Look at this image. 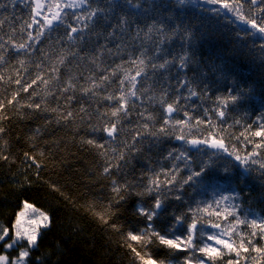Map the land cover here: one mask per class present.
Wrapping results in <instances>:
<instances>
[{
  "label": "snow or ice",
  "instance_id": "snow-or-ice-1",
  "mask_svg": "<svg viewBox=\"0 0 264 264\" xmlns=\"http://www.w3.org/2000/svg\"><path fill=\"white\" fill-rule=\"evenodd\" d=\"M15 2V0H13ZM28 4L29 0H22ZM31 3V22H25L27 29H33V25H38L34 31H28L27 37L22 42L9 37L0 43V65L7 63L6 54L11 50L17 55V63L21 68H25V55L30 54L31 50L39 43L46 32L51 33L56 30L57 25H66L67 31L57 39L56 43L67 41L68 46L61 48L55 61L44 72H37L30 82L22 83V79L12 81L20 86L9 99L7 105H18V108L27 107L35 112H50L55 114V124H63L67 127L69 122H75L78 117L81 124L85 120H91L92 113L89 111L90 105L86 107V99L91 100L100 95L98 89L109 82L117 71H124L122 78H119L118 94L109 93L102 99L109 102L115 101V105L100 113L97 119L107 117L102 120L101 125L88 124L90 132H103L107 138L102 143L94 137H81V143L102 149L101 155L105 157V166L102 175H111L112 170L122 168V163L129 162L130 157L136 154L150 152L153 147L159 144L161 138L173 136L178 141L183 142L189 147L172 148L163 156L164 160L172 161V168L161 167L159 171L149 169L147 183L143 190L136 192L138 196H152V203L145 206L140 203L135 208V214L146 220L147 226L140 229L138 233L129 231L127 238L144 247L153 242L171 250L187 251L191 253L199 252L203 257L197 261V264H208L211 261L215 264L216 260L228 254H235V260H228L227 264H240V260H247L248 257L243 253L256 252L264 254V246H256L255 240L259 238L264 240V215H257L251 209L242 210L241 204L236 203L240 198L237 191V182L246 184L248 182V173L252 171L250 165H258L260 175L264 177V161L257 160L255 157L261 156L264 151V111H261L253 124L247 125L245 131L241 133L247 143L253 145L252 151L241 155L233 146L229 150L227 143L222 135L215 131L209 133L205 138L189 136L183 130L190 128L188 120H172L173 113L181 110L180 101L189 100L192 97L207 96L212 84H219L221 81L227 82L235 73V60L239 56H252L253 59H260L264 64V16L259 19L256 12L251 15L244 11L245 0H104L103 4L96 0H30ZM252 6L264 5V0H250ZM211 5L212 7H205ZM65 9H81V12L73 11L72 19L75 23H67L68 13ZM264 13V6L259 8ZM211 14L214 20L208 21L212 25L218 26L223 20L226 23L239 22L246 27L236 30L234 39L230 40L232 48L225 49L212 35L211 27L201 28L205 24V15ZM231 15L234 21H228L227 17ZM116 23L108 24L113 18ZM188 16L189 20L196 19L201 22L197 27L191 23H185L182 17ZM39 17V19H36ZM176 23L173 24L172 21ZM141 21L146 23L141 24ZM108 24L106 32H97L95 28L101 23ZM2 24V21H0ZM25 26H21L20 31H25ZM117 29L119 30L117 32ZM15 32V29L13 30ZM92 36H103L105 41H120L115 44V48H109L107 43L99 44L94 50H87L82 45ZM125 36L128 40L125 41ZM251 38V45H248V39ZM261 42L257 45L256 40ZM3 40V37H0ZM176 40H179L178 48L168 47ZM132 42H139V51L133 56L129 54L128 61H122L99 77L89 65L97 70L100 68L101 57L107 52L108 55H119L125 48L130 47ZM6 45H10L6 47ZM248 48L245 53L243 49ZM258 49V51H253ZM45 59L48 53L40 49ZM128 64L130 68L124 70L123 65ZM69 65H75L80 71L74 73ZM37 69L43 67L42 63L35 65ZM152 70L153 76L159 74L161 77V90L159 98L155 95H148L151 91L142 85L149 79L148 69ZM62 69L67 70V76L63 80L62 86H58L60 95L56 96L57 101L63 100L64 103L57 104V107L44 106L45 101L40 103L32 101V97L38 95L36 91L29 94V101L19 103L17 97L20 92H29L34 85L38 83L44 86V95L53 96L57 88L53 87L54 82L60 81ZM135 69L134 74L131 70ZM27 69L25 68V71ZM174 72V74H173ZM189 73H192L190 76ZM19 75V72L17 73ZM83 78V83L80 82ZM142 78V79H138ZM5 78L0 76V81ZM138 84L141 87H138ZM127 85V86H126ZM80 93V97L76 95ZM175 93V96L172 94ZM254 89L239 86L233 82L232 86L227 87V94L216 97L218 107L214 109L216 114L223 119L226 115L225 110L229 105H240L243 101H250ZM261 97L260 107L264 109V91L259 92ZM86 98V99H85ZM135 100L141 102L159 103L165 113L163 122L159 128L155 127L156 117L153 112L147 108L137 112L139 117L133 129L130 142L123 141L122 148L107 147L112 141H116L120 134L125 131L122 127L124 120L128 119L130 114L135 111L137 105ZM79 103V108L72 107L73 102ZM5 108V101L0 100V112ZM99 111V110H97ZM207 113V110H206ZM184 115L190 120L192 117L187 111ZM8 119L6 115L0 114V120ZM152 122V123H150ZM53 121L45 120V127L52 124ZM197 124L204 121L196 120ZM211 124V120L208 121ZM235 123L239 124L240 120ZM179 126V133L170 132L169 128L175 129ZM77 126V130H78ZM5 129L0 126V134ZM41 132L38 127L34 130V139ZM247 133V135H245ZM258 138L256 140L250 139ZM236 139H239L238 137ZM58 143V141H56ZM6 144V141L3 142ZM201 146H206L215 151L205 153ZM2 147V145H0ZM190 149H197L205 159L198 162L196 168L192 167V157ZM113 155L108 157V153ZM221 154L231 157L236 164L232 167L225 165L222 169H217L214 157ZM26 159L32 160L37 168L40 164L35 157L29 153L24 154ZM43 155V153H41ZM0 159L7 160L8 157L0 152ZM177 161H182L184 168L188 170L186 177L179 176L182 169ZM240 169V170H236ZM224 175H218L219 171ZM179 177V179H178ZM213 180H223L224 184H213ZM111 191L114 193L112 202L119 204L126 199L124 193L129 192L131 185L128 182L118 183L112 180ZM185 186L199 188L206 191L212 188L213 192H218V197L212 203L197 202V207L189 208L191 221L188 222L187 213L174 215L173 223L167 227L166 231H157L154 227V221L162 217L166 212L167 201L175 199L180 201L186 191ZM227 192V194H224ZM213 203L215 208H213ZM111 207V205L109 206ZM212 209L210 212L209 210ZM221 212L225 215L221 216ZM115 213H111L114 215ZM216 215L218 218L227 220L228 217H234L229 221L226 228H222L220 223H211L210 226L220 231L215 233H205L203 230V215ZM102 223L108 224L110 215L97 214ZM52 220L48 213L35 208L28 201L23 202V209L17 212L15 222L12 228L0 226V242L5 249H19L15 257L7 254H0V264H33L30 259L34 250L40 247L43 238V230L51 227ZM186 227V234L176 235L174 230L178 226ZM114 230H119L118 226L112 224ZM171 234V235H169ZM214 241L215 247L204 243L197 247V238ZM226 237V238H225ZM131 250L139 258L141 264H164L163 261L157 262L147 253L141 254L136 247L129 244ZM194 255L185 258L184 264H192ZM34 264H45L41 256L35 258Z\"/></svg>",
  "mask_w": 264,
  "mask_h": 264
},
{
  "label": "trees",
  "instance_id": "trees-1",
  "mask_svg": "<svg viewBox=\"0 0 264 264\" xmlns=\"http://www.w3.org/2000/svg\"><path fill=\"white\" fill-rule=\"evenodd\" d=\"M103 4L104 0H96ZM159 2V0H157ZM212 7L211 5H205ZM264 5L259 3L252 6L250 0H245L244 11L251 15L252 11L256 12V17L259 19L264 16V13L259 11V8ZM69 14L66 18L67 23H75L72 19L73 11L81 12V9H65ZM205 15V24L201 28L211 27L213 29L212 35L225 49L232 48L230 40L234 39L236 30L246 27L239 22H233L231 26L220 23L218 26L208 23V21L215 18L211 14ZM228 17L234 21L231 15ZM31 3L22 2V0H0V43L7 40L9 37L22 42L27 37L28 31H34L38 25H33V29H27L25 22H31ZM36 19H39L37 17ZM185 23H191L197 27L201 26V22L196 19L189 20L188 16L182 17ZM222 22V21H221ZM116 23V18H113L108 24ZM146 21H141V24ZM176 23L175 20L172 21ZM108 24L101 23L96 26L95 31L106 32ZM21 26H25V31L21 32ZM15 29V32L13 30ZM67 31L66 25H57L56 30L48 33L42 38V42L37 44L30 52L25 55V68L17 63V55L11 50L6 54L7 63L0 65V76L5 79L0 81V100L5 101V108L0 112L6 115L8 119L0 120V126H3L5 131L0 134V152L8 157L7 160L0 159V226L12 228L15 217L24 201L36 206L38 209L49 214L52 220L51 227L43 230V238L40 242V247L34 250L31 254L33 264L37 256H41L45 264H141L139 258L129 247L131 244L136 247L141 254L147 253L157 262L163 261L164 264H184V260L189 255H194L192 264H197V261L203 257L202 253H191V250H171L159 245L158 242H153L144 247L127 238V233L132 231L138 233L140 229L147 226L144 218L135 214V208L138 204L143 203L148 206L152 203L153 197L144 195L138 196L135 193L142 191L144 185L147 183V175L149 169L152 171H159L161 167L166 169L172 168L171 160H164L163 156L172 148L189 147L178 141L173 136L161 138L158 145L153 147L150 152L136 154L130 157L128 163H122V168L113 169L111 175H102L103 167L105 166V157L101 155L102 149H98L87 144L81 143V137H94L101 143L105 139H109L103 132H90L87 128L88 124L101 125L102 120L107 117L97 119L100 113L115 105V101L109 102L102 99L104 95L109 93L118 94L119 78H122L124 71H117L116 76L98 89L99 96L87 100L86 107L90 105L89 111L92 113L91 120H85L83 124L77 117L75 122H69L67 127L63 124L57 126L55 124V114L50 112H35L27 107L18 108V105H7V99L16 92L20 86L12 81L15 79H22V83L30 82L35 74L44 72L55 61L57 54L61 48L68 46L67 41H61L57 44L56 41ZM119 30L117 29V32ZM128 37L125 36V41ZM120 41L113 42L112 40L105 41L103 36H92L82 45L87 50H94L97 45L107 43L109 48H115V44ZM261 41L256 40L257 45ZM248 45H251V38L248 39ZM139 42H132L130 47L124 49L119 55H108L107 52L101 57L100 68L97 70L94 66L89 65L96 73V76L106 74L117 64L122 61H128L129 54L133 56L139 51ZM179 40H176L168 47L178 48ZM9 47L10 45H6ZM40 49L47 52L48 58L45 59ZM248 48L243 49L245 53ZM253 51H258L255 49ZM42 63L43 67L37 69L35 65ZM236 68L233 76L229 81H221L219 84H212L208 91V95L192 97L189 100L181 99V110L173 113L172 120H188L190 128H185L183 131L191 136L205 138L210 132L215 131L222 135L227 143L229 150L233 146L241 154L252 151L253 145L245 141L241 133L249 124H253L256 116L264 111L260 107L261 97L260 91H264V64L261 60L252 56H239L235 60ZM77 73L80 71L75 68V65H69ZM124 70H128L130 65L124 64ZM135 69L131 72L134 74ZM149 76L152 79L143 83L144 88L151 86V91L148 95H155L157 99L161 90V77L159 74L153 76L152 70H148ZM19 72V75L17 73ZM67 70L62 69L60 81H56L53 87L57 88L55 95L45 96L44 86L41 84L34 85L29 92H20L17 101L21 104L30 102L29 94L36 91L38 95L32 97V101L40 103L42 99L45 101L44 106L57 107V104H63L61 99L57 101L56 96L60 95L58 86H62L63 80L67 76ZM174 74V72H173ZM191 76L192 73H189ZM142 79V78H138ZM83 83V78H80ZM233 82L238 83L239 86L254 89V93L250 101H243L240 105H229L225 110L226 115L221 119L214 109L219 105L216 97L227 94V87L232 86ZM127 86V85H126ZM138 87L141 85L138 84ZM80 97V93H76ZM175 96V93L172 94ZM134 99V98H133ZM137 105L135 111L130 114L128 119L124 120L122 127L125 129L116 141H112L107 147H115L117 149L123 147V141L130 142L133 129L137 127V120L139 117L137 112L144 108L153 112L156 117L155 127L159 128L163 122L165 113L163 112L159 103L156 102H141L135 100ZM74 109L79 108V103L74 101L72 104ZM99 110V111H97ZM207 110V113H206ZM187 111L192 119H188L184 113ZM204 121L202 124H197L196 120ZM45 120L53 121L45 127ZM211 120V124L208 121ZM240 120V123H235ZM152 123V122H150ZM77 126L78 130H77ZM40 128L41 132L35 136L34 139H29L33 136L36 128ZM170 132L178 134L180 129L176 126L175 129L169 128ZM247 135V133H245ZM239 139H236V138ZM250 139H258L252 138ZM6 141V144L3 142ZM58 141V143L56 142ZM205 153H211L215 150L209 149L206 146H201ZM34 156L36 161L40 164L37 168L32 160L26 159L25 153ZM43 153V155H41ZM192 157V167L196 168L198 162L205 159L201 152L197 149H190ZM113 153L109 152L108 157L111 158ZM257 160L264 161V151L261 156L255 157ZM217 169H222L225 165L232 167L236 164L231 157L221 154L214 157ZM182 171L179 176L186 177L189 173L184 168L182 161H177ZM252 171L248 173V182L246 184H239L237 182V191L240 193V198L236 203L241 204L244 211L251 209L257 215H264V177L260 175L258 165H250ZM240 170V169H236ZM218 175L223 176V171H219ZM115 179L118 183L128 182L131 185L130 191L124 193L126 199L121 201L118 205L112 202L114 193L111 191L112 180ZM179 179V177H178ZM213 184H224L223 180H213ZM195 186H185L186 191L182 200L169 199L167 201L166 212L162 217L154 221V227L157 231H166L167 227L173 223L174 215L187 213L188 222L191 221V213L189 208L197 207V202H202L201 207L205 203H212L218 197V192H213L212 188L206 191H201L199 188L194 190ZM224 194H227L225 192ZM111 205V207H109ZM213 208L215 204L213 203ZM210 212L212 209L209 210ZM111 213H115L111 215ZM97 214L110 215L109 223L104 224L98 218ZM203 215L205 233H215L220 230L214 229L210 226L211 223H220L222 228L228 226L229 221L234 217H228L227 220L218 218L216 215ZM225 215L221 212V216ZM118 226V231L114 230L111 225ZM185 224L183 227L178 226L175 231L176 235L186 234ZM171 235V234H169ZM226 238V237H225ZM4 242H0V254H7L14 257L18 249H5ZM204 243L211 244L215 247L214 241L207 240L206 236L201 239L197 238V247L203 246ZM256 246H264V240L257 238L255 240ZM247 256V260H240V264H264V254L249 252L243 253ZM206 259V258H205ZM235 260V254H228L225 250V255L216 260L215 264H227L228 260ZM208 264H212L208 261Z\"/></svg>",
  "mask_w": 264,
  "mask_h": 264
},
{
  "label": "bare ground",
  "instance_id": "bare-ground-1",
  "mask_svg": "<svg viewBox=\"0 0 264 264\" xmlns=\"http://www.w3.org/2000/svg\"><path fill=\"white\" fill-rule=\"evenodd\" d=\"M206 7V6H205ZM227 19H228V21H232L229 17H227ZM220 23H223V24H225V25H228V26H231L233 23H226V22H224L223 20H222V22H220ZM23 205V204H22ZM22 207V206H21ZM16 218V217H15Z\"/></svg>",
  "mask_w": 264,
  "mask_h": 264
},
{
  "label": "rangeland",
  "instance_id": "rangeland-1",
  "mask_svg": "<svg viewBox=\"0 0 264 264\" xmlns=\"http://www.w3.org/2000/svg\"><path fill=\"white\" fill-rule=\"evenodd\" d=\"M33 205V204H32ZM34 206V205H33ZM35 208H37L36 206H34ZM23 209V205H22V207L19 209V211L18 212H20L21 210ZM38 209V208H37ZM40 210V209H39ZM40 211H42V210H40ZM14 222H15V220H14ZM19 250V249H18ZM18 250H16V252L15 253H18ZM17 255V254H16ZM16 255H14V257L16 256Z\"/></svg>",
  "mask_w": 264,
  "mask_h": 264
}]
</instances>
